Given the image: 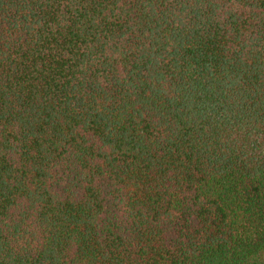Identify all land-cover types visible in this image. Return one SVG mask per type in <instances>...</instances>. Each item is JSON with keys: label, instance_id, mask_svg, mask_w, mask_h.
<instances>
[{"label": "trees", "instance_id": "1", "mask_svg": "<svg viewBox=\"0 0 264 264\" xmlns=\"http://www.w3.org/2000/svg\"><path fill=\"white\" fill-rule=\"evenodd\" d=\"M0 264H264V0H0Z\"/></svg>", "mask_w": 264, "mask_h": 264}]
</instances>
